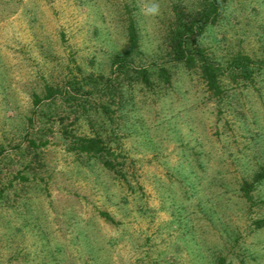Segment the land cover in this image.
<instances>
[{
  "label": "clouds",
  "instance_id": "clouds-1",
  "mask_svg": "<svg viewBox=\"0 0 264 264\" xmlns=\"http://www.w3.org/2000/svg\"><path fill=\"white\" fill-rule=\"evenodd\" d=\"M0 152V264H264V0H0Z\"/></svg>",
  "mask_w": 264,
  "mask_h": 264
},
{
  "label": "rangeland",
  "instance_id": "rangeland-1",
  "mask_svg": "<svg viewBox=\"0 0 264 264\" xmlns=\"http://www.w3.org/2000/svg\"><path fill=\"white\" fill-rule=\"evenodd\" d=\"M60 38H61L62 41L64 40L63 34H61V37ZM29 147H35V143L34 142L33 143H30L29 144ZM0 155H2V152H0ZM17 178H23V177H21L20 174L18 173L17 174Z\"/></svg>",
  "mask_w": 264,
  "mask_h": 264
}]
</instances>
